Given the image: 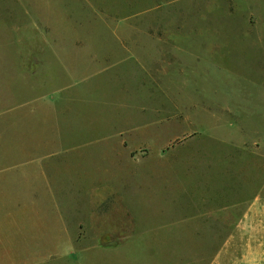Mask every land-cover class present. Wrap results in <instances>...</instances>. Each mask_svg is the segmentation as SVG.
<instances>
[{
    "label": "rangeland",
    "instance_id": "obj_1",
    "mask_svg": "<svg viewBox=\"0 0 264 264\" xmlns=\"http://www.w3.org/2000/svg\"><path fill=\"white\" fill-rule=\"evenodd\" d=\"M58 1L27 0V55L0 54L1 176L42 192V216L25 192L26 215L4 218L25 227L14 264H264V0ZM131 48L160 63L139 69L135 112L106 111L90 137L103 105L71 76L106 68L114 98ZM215 196L245 200V229Z\"/></svg>",
    "mask_w": 264,
    "mask_h": 264
},
{
    "label": "crops",
    "instance_id": "obj_2",
    "mask_svg": "<svg viewBox=\"0 0 264 264\" xmlns=\"http://www.w3.org/2000/svg\"><path fill=\"white\" fill-rule=\"evenodd\" d=\"M27 0H0V54L2 57L7 59L10 56L25 57L27 55L26 48H25V41L27 39L26 36V17L29 16L30 13L26 7ZM55 2L58 0H54ZM57 3H60L59 1ZM125 3H128L127 7L132 8L135 7L133 0H125ZM56 8V7H55ZM262 15L261 20L264 21V2L261 6ZM263 17V19H262ZM44 24L47 25H55L58 24L55 20V16L53 13L50 14L47 20L43 21ZM31 24H36V22H31ZM264 26V22H263ZM264 39V36L261 38ZM35 39V38H34ZM134 40V39H133ZM143 46H148L149 41H153V37L150 35H146L144 38L140 39ZM260 40V41H261ZM123 53V58L120 61L116 62L114 74H112V79L116 82L114 84V92L113 95L116 97V101H112L111 99V91H106L104 89L103 92H100L102 89V85L100 82L106 80L107 76V69H101L99 71H95L96 69L91 70L87 75H82L79 77V80L72 77V82L75 84L70 85L69 89H79L83 88L88 90L93 96L92 100L96 99L101 102L103 105L100 110L98 109V124L89 128L88 134L90 137H104L106 136L103 124H100L104 121L106 111L113 109V112H117L121 115L125 114H132L135 112L137 105H138V97H139V90L137 85L135 86V82H137V74L139 69H142L145 72L153 70V65L156 63H160V60L157 59L160 56V53L153 49L143 48H131L128 50L121 51ZM38 55L37 52L30 51V56ZM6 61V60H5ZM19 66L22 67V72L24 70V62L19 60ZM7 67V65H1L0 68ZM100 67V66H99ZM140 67V68H139ZM110 69V68H109ZM78 80V81H77ZM110 89V88H109ZM114 97V98H115ZM141 97H144L141 94ZM84 98V96H83ZM113 98V96H112ZM113 98V99H114ZM76 103V100H73ZM61 103V102H60ZM59 103V104H60ZM58 104V105H59ZM86 100H83V108L81 109V118L86 119L88 116H85ZM133 105V107H131ZM129 106V109H128ZM60 108L56 109L58 114L59 109L65 111L63 107L59 105ZM131 107V108H130ZM128 110V112H127ZM101 114V115H100ZM89 118V117H88ZM113 133V132H111ZM105 142V140H104ZM105 150V149H104ZM4 173V172H3ZM3 173L0 172V264H14V263H23V261L19 260L21 258H16L15 256H11V250H13L17 245L12 244L13 242H17L16 240L22 238L20 235L25 232V227H21L18 225V228L15 230H8V225L5 224L4 218H12L15 217L14 212L10 211V208L13 204H18L17 207L18 214L21 217L26 215L25 211V198L27 194L25 192H29L26 190L25 186L27 182L30 180L25 179V177H5L1 176ZM33 180V179H32ZM27 181V182H26ZM36 182V181H34ZM34 187L30 189V213L33 212L34 215L42 216V202H41V195L42 192L37 189L35 184ZM39 191V192H38ZM40 199V206L36 208V202ZM44 200V199H43ZM258 201V198L255 199V203ZM13 202V203H11ZM255 203L250 210L255 208ZM203 204H208L211 206V210L213 211H230L237 210L242 211L240 213L241 219L237 225L236 230L245 229V200H242L239 203L230 202L223 205H218V197H211L210 200H207ZM197 205V204H196ZM194 208V206H191ZM196 208V207H195ZM210 213V212H208ZM7 225V226H6ZM64 234H68L71 230L68 228V222H65V225L61 229ZM68 240V237L66 236ZM69 243L73 247V237L72 235L69 236ZM35 247V246H34ZM40 247V243H39ZM15 255L20 256L21 253L16 251L12 252ZM16 259V260H15Z\"/></svg>",
    "mask_w": 264,
    "mask_h": 264
}]
</instances>
